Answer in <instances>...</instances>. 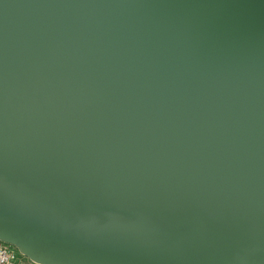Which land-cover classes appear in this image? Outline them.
<instances>
[{
  "label": "water",
  "instance_id": "obj_1",
  "mask_svg": "<svg viewBox=\"0 0 264 264\" xmlns=\"http://www.w3.org/2000/svg\"><path fill=\"white\" fill-rule=\"evenodd\" d=\"M0 241L264 264V0H0Z\"/></svg>",
  "mask_w": 264,
  "mask_h": 264
},
{
  "label": "built area",
  "instance_id": "obj_2",
  "mask_svg": "<svg viewBox=\"0 0 264 264\" xmlns=\"http://www.w3.org/2000/svg\"><path fill=\"white\" fill-rule=\"evenodd\" d=\"M14 249L16 248L0 241V264H13V261L17 259ZM20 256L23 257L21 254ZM21 264H25V262L21 261ZM30 264L37 263L31 261Z\"/></svg>",
  "mask_w": 264,
  "mask_h": 264
},
{
  "label": "snow or ice",
  "instance_id": "obj_3",
  "mask_svg": "<svg viewBox=\"0 0 264 264\" xmlns=\"http://www.w3.org/2000/svg\"><path fill=\"white\" fill-rule=\"evenodd\" d=\"M14 251H16V257L17 259L15 261H13V264H21V261H24L25 264H30L31 262V257L25 255L23 257L20 256V250L19 249H14Z\"/></svg>",
  "mask_w": 264,
  "mask_h": 264
}]
</instances>
